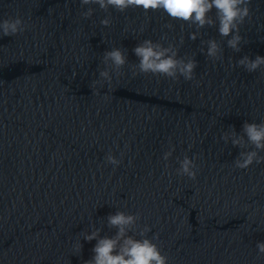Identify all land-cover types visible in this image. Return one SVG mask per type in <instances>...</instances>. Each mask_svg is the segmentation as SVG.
Masks as SVG:
<instances>
[{"label":"water","instance_id":"obj_1","mask_svg":"<svg viewBox=\"0 0 264 264\" xmlns=\"http://www.w3.org/2000/svg\"><path fill=\"white\" fill-rule=\"evenodd\" d=\"M252 9L235 52L218 21L197 29L163 10L0 0V20L28 25L0 37V264H83L97 243L84 233L113 236L107 218L118 211L141 214L170 264H264L256 247L264 242V163L235 168L243 149L222 139L264 122V69L237 64L264 56V0ZM145 39L195 58V79L134 75V48ZM209 39L221 44L222 59L206 55ZM114 48L128 59L122 74L93 86ZM110 152L119 166L106 162ZM185 155L199 165L195 181L176 175ZM79 240L82 253L73 255Z\"/></svg>","mask_w":264,"mask_h":264},{"label":"clouds","instance_id":"obj_2","mask_svg":"<svg viewBox=\"0 0 264 264\" xmlns=\"http://www.w3.org/2000/svg\"><path fill=\"white\" fill-rule=\"evenodd\" d=\"M80 2L82 6L99 5L105 11L110 7L120 12H125L129 8H142L145 13L163 10L173 20L194 24L197 29L216 26L218 21L219 34L230 37L227 45L235 52H240L241 45L245 42V38L241 35V26L253 16L252 0H80ZM213 9L216 10L215 18L209 15ZM94 11V8L89 7L81 15L84 18H90ZM101 24L110 26L111 16L101 20ZM27 28V23L19 16L3 19L0 20V37L16 36L25 32ZM199 35V31H196L191 33L190 38L195 40ZM204 43L207 45L206 55L209 58L213 60L223 58L224 50L216 39H209ZM134 53L139 59V63L133 65L134 75L151 73L175 81L181 77L186 81L195 79L197 60L192 57H180L179 49L173 44L165 47L159 42L145 39L134 48ZM103 61L108 67L99 73L102 79L94 81L93 86L103 85L104 82L111 84L113 80L111 72L121 75V69L128 63L125 50L121 48L106 51ZM237 64L247 72L253 73L264 69V56L257 55L253 59L245 55L237 61ZM94 95H100L99 88H95ZM222 139L225 142L230 140L233 146L243 149L234 161L235 168L248 169L254 163H264V155H261L264 152V122H245L243 135L232 130L224 133ZM174 151L175 148L172 146L164 153L163 160H169ZM105 160L113 166H119L122 163V160L111 152ZM179 165L176 175L193 181L197 180L199 165L196 159L185 155L183 159H179ZM140 220V213L129 214L118 211L107 218L109 228L117 230L113 236H101V228L84 233V240L88 242L95 240L97 243L92 249L93 256L83 264H170L169 256L164 254L159 243V233L149 237L148 233L152 231L151 226H141ZM256 247L258 252L264 255V242H257ZM82 250L83 244L79 240L73 246V255H80Z\"/></svg>","mask_w":264,"mask_h":264}]
</instances>
